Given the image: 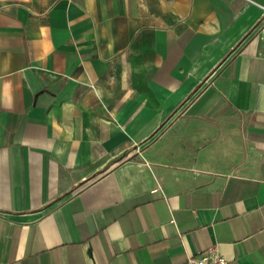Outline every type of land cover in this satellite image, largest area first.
<instances>
[{
    "label": "crops",
    "instance_id": "1",
    "mask_svg": "<svg viewBox=\"0 0 264 264\" xmlns=\"http://www.w3.org/2000/svg\"><path fill=\"white\" fill-rule=\"evenodd\" d=\"M264 264V0H0V264Z\"/></svg>",
    "mask_w": 264,
    "mask_h": 264
},
{
    "label": "built area",
    "instance_id": "2",
    "mask_svg": "<svg viewBox=\"0 0 264 264\" xmlns=\"http://www.w3.org/2000/svg\"><path fill=\"white\" fill-rule=\"evenodd\" d=\"M184 264H232V262L222 256L216 247L212 246L204 252L188 256Z\"/></svg>",
    "mask_w": 264,
    "mask_h": 264
}]
</instances>
